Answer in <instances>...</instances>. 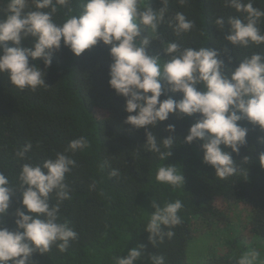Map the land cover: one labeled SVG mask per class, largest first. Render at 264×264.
I'll use <instances>...</instances> for the list:
<instances>
[{
  "label": "trees",
  "instance_id": "trees-1",
  "mask_svg": "<svg viewBox=\"0 0 264 264\" xmlns=\"http://www.w3.org/2000/svg\"><path fill=\"white\" fill-rule=\"evenodd\" d=\"M6 3L7 0H0V17L4 15ZM143 4L153 10L162 6L161 0H143ZM29 5L31 10V0ZM253 6L264 10V0H253ZM79 10L80 0H72L68 7L59 8L53 19L62 23ZM177 12L194 22L193 29L182 37H177L167 23ZM243 15L226 6L224 0H186L184 3L169 0L165 23L158 30L163 42L178 41L183 47L219 50L226 66L234 69L243 57L264 53V44L234 48L225 39L229 26L226 24L220 30L212 22L218 17L227 20L230 16ZM258 27L264 33V17L260 18ZM7 44L13 46L11 42ZM21 46L28 44L22 41ZM162 47L160 39L153 40L150 54H159L163 62L168 57L164 56ZM109 48L101 42L76 56L62 41L47 69L41 58L35 61L29 58L30 63L39 64L45 72L49 86L35 91L20 90L11 84L7 74H0V171L15 187L9 212L0 220V227L16 230L15 210L22 207L18 189L21 166L54 158L56 152L65 151L71 140L83 136L89 142L88 147L66 153L76 165L66 174L71 199L61 204L59 214V221H67L78 233V239L65 252L55 246L47 254L34 252L30 258L32 264H115L117 256H127L129 249L140 244L145 247L138 264H152L151 255L164 256L165 264H192L186 258V245L192 238L193 222L200 221L209 227L230 224L227 214L215 206L219 197L245 206L246 226L252 238L264 242V167L259 159L264 153V144L258 140L264 137V130L247 120L238 122L248 128L247 142L240 146L239 153H232L237 172L221 180L210 165L202 162L201 141L184 142L199 114L180 119L170 114L167 120L149 129L161 143L162 151L167 149L160 140L175 136L171 155L160 159L159 154L147 150L145 128L137 129L125 123L129 115L125 111L126 98L109 85L112 62ZM168 94L177 100L182 95ZM168 124L175 125L174 133L165 130ZM28 142L32 143V149L26 159L17 158L16 151ZM225 150L231 152L230 148ZM165 165L176 167L178 174L184 176V185L173 187L156 181L158 168ZM112 169L118 170L117 176L110 175ZM93 182L95 187L90 189ZM177 199L184 205L179 212L182 223L172 229L175 235L171 239L165 237L162 243L157 241L153 245L144 229L154 211L152 201L163 205ZM51 202H56L54 197ZM228 246L225 250L214 248L203 256L200 264H237L247 246L240 248V252Z\"/></svg>",
  "mask_w": 264,
  "mask_h": 264
},
{
  "label": "clouds",
  "instance_id": "clouds-1",
  "mask_svg": "<svg viewBox=\"0 0 264 264\" xmlns=\"http://www.w3.org/2000/svg\"><path fill=\"white\" fill-rule=\"evenodd\" d=\"M71 2L31 0L33 7L28 10L29 0H7L4 15L0 17V74H7L11 84L20 90L49 87L45 72L39 64L30 63L29 58L33 61L41 58L47 69L62 41L76 56L102 42L110 46L109 85L126 98L125 111L129 115L125 123L137 129L145 128L147 150L165 160L171 155L175 136L160 140L167 149L162 151L161 143L149 129L167 120L170 114L178 119L199 114L184 142L200 140L202 162L210 165L221 180L233 176L237 167L232 153H239L248 134V128L238 122L247 120L264 130V53L245 56L231 69L217 49L183 47L178 41L163 42L158 29L165 23L169 0H161L158 10L144 5L143 0H80L78 14L56 23L53 16L61 6L68 7ZM224 3L245 14L227 20L218 17L212 22L220 30L226 24L229 26L225 39L234 48L264 44V33L258 27L264 10L254 7L253 0L246 3L224 0ZM167 23L177 37L194 27V22L181 12L168 18ZM155 39L161 40L164 56L168 57L163 62L159 54H150ZM22 41L28 46H21ZM228 60L231 62L232 57ZM169 92L182 95L177 100ZM162 95L166 97L163 100ZM165 130L174 133L175 125L168 124ZM258 140L264 144V137ZM88 145V140L81 136L71 140L64 152H56L54 158L21 166L18 189L22 207L15 210L16 230L0 227V264H32L30 258L34 252L47 254L53 246L65 252L78 239V233L67 221H59V214L61 204L71 199L66 174L76 165L66 153L83 151ZM31 149L32 143H26L16 151L17 158L26 159ZM259 159L264 167V153ZM110 175L117 176L118 170L112 169ZM155 179L173 187L184 185V176L178 174L174 165L159 167ZM94 187L95 182L89 186ZM14 188L8 176L0 171V220L9 212ZM52 197L55 203L51 202ZM183 206L179 199L163 205L152 201L154 211L144 229L153 245L175 235L172 229L182 223L179 212ZM144 247L140 244L129 249L127 256H117L115 264H138L144 256ZM150 259L152 264H165L162 255H151ZM260 259L261 250L253 248L243 253L237 264H257Z\"/></svg>",
  "mask_w": 264,
  "mask_h": 264
},
{
  "label": "rangeland",
  "instance_id": "rangeland-1",
  "mask_svg": "<svg viewBox=\"0 0 264 264\" xmlns=\"http://www.w3.org/2000/svg\"><path fill=\"white\" fill-rule=\"evenodd\" d=\"M215 206L227 214L230 224L228 226L218 225L205 226L200 221L193 222L192 238L186 245V258L192 264H200L204 255L215 249H227L239 251L247 246L243 253L253 248L261 250V259L257 264L264 261V242L254 240L250 233L245 215L247 208L243 205L225 201L222 197L216 198ZM227 246V247H226Z\"/></svg>",
  "mask_w": 264,
  "mask_h": 264
}]
</instances>
